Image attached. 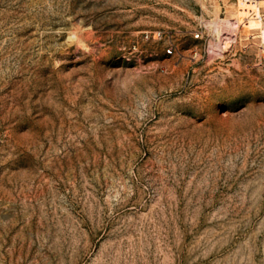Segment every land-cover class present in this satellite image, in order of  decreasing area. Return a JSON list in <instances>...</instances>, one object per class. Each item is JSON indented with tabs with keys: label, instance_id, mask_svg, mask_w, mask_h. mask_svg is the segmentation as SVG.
<instances>
[{
	"label": "rangeland",
	"instance_id": "374dc122",
	"mask_svg": "<svg viewBox=\"0 0 264 264\" xmlns=\"http://www.w3.org/2000/svg\"><path fill=\"white\" fill-rule=\"evenodd\" d=\"M254 8L0 0V264H264Z\"/></svg>",
	"mask_w": 264,
	"mask_h": 264
},
{
	"label": "bare ground",
	"instance_id": "6f19581e",
	"mask_svg": "<svg viewBox=\"0 0 264 264\" xmlns=\"http://www.w3.org/2000/svg\"><path fill=\"white\" fill-rule=\"evenodd\" d=\"M243 1H244V4L251 3V4L255 5L254 11L257 12L256 13L257 17H254V20L263 24V21L260 19L259 14H258L260 2L255 3L253 0H243ZM236 16H237V19L235 18L236 20L234 22H232L228 18H226V19L219 18L216 20L213 19V21L211 20L212 22H210V25L214 29L215 34L217 36L216 41L212 40L208 44V46H209L208 48H209L211 53L217 55L215 53V49L218 50L219 46H222L223 44H227L231 40L229 37H224V34H226V33L228 35L233 34L237 29H239V26L243 23V21H242V16H243L242 7H238V12H237ZM251 22H253V21L251 20Z\"/></svg>",
	"mask_w": 264,
	"mask_h": 264
},
{
	"label": "built area",
	"instance_id": "2783aa9c",
	"mask_svg": "<svg viewBox=\"0 0 264 264\" xmlns=\"http://www.w3.org/2000/svg\"><path fill=\"white\" fill-rule=\"evenodd\" d=\"M255 3L256 2H262V0H253ZM261 9H262V6H260L259 7V10H258V14H259V17H260V19L263 21V23H264V14L262 13V11H261ZM256 13L257 12H255L254 10H251L250 11V15H249V17L250 18H253V17H257V15H256ZM260 31V38H263V41H264V28H263V30H259ZM155 37L156 38H159V37H162V33L161 32H158L157 34H155ZM197 37H199V35L197 36ZM172 49L171 48H169L168 49V53L169 54H172Z\"/></svg>",
	"mask_w": 264,
	"mask_h": 264
}]
</instances>
